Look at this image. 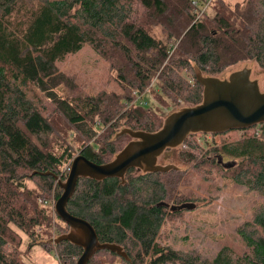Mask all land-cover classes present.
<instances>
[{"label": "trees", "instance_id": "obj_1", "mask_svg": "<svg viewBox=\"0 0 264 264\" xmlns=\"http://www.w3.org/2000/svg\"><path fill=\"white\" fill-rule=\"evenodd\" d=\"M241 1L0 0V264H23L19 233L27 236L28 251L49 242L39 232L50 223L39 201L58 191L56 202L61 193L54 176L64 181L74 158L64 141L68 128L86 140L78 152L103 164L126 145L116 136L121 127L159 130L154 109L138 101L144 94L195 106L202 100L195 68L214 77L253 61L264 70V0ZM155 26L162 38L151 33ZM86 46L109 63L119 93L86 94L60 70ZM251 129L256 132L204 150L191 141V155L180 153L190 171L208 168L210 178L223 177L259 196L263 204L237 229L243 253L224 246L208 260L161 245L167 218L196 209L194 197L178 189L187 170L134 180L130 169L125 182L79 179L66 205L93 227L101 244L121 247L129 259L102 250L87 264H98L100 255L125 264H264V124L237 131ZM30 178L39 181V192L28 188ZM160 200L172 204L158 205ZM55 247L61 264H76L81 255L65 241Z\"/></svg>", "mask_w": 264, "mask_h": 264}, {"label": "rangeland", "instance_id": "obj_2", "mask_svg": "<svg viewBox=\"0 0 264 264\" xmlns=\"http://www.w3.org/2000/svg\"><path fill=\"white\" fill-rule=\"evenodd\" d=\"M224 1L231 5L242 2L241 0ZM204 11L211 15L209 7H205ZM150 30L156 37H163L160 27L155 26ZM244 68L251 70V79L257 80L260 90L264 91V70L253 61L239 62L226 68L222 73L214 77L225 79L230 73ZM60 70L72 78L77 88L86 94H97L102 90L120 92L117 79H115L114 72L111 71L109 63L101 59L88 46L77 54L68 57L66 62L60 66ZM195 71L196 68L194 69ZM146 91L148 92V90ZM149 93L144 94L138 101L144 102L145 100L147 107L154 109L160 128L164 119L169 114L181 108L192 106V104L186 103L185 100L178 102L177 100L166 99L165 103H160L156 96H152ZM147 94L149 96H146ZM68 130L64 141L71 145L72 155L75 157L79 153L78 148L86 140L76 133L74 128L70 127ZM99 132L101 131L98 130ZM254 132L256 130L251 129L246 132L232 130L220 135L206 134L203 136L202 134H192L189 135L192 138L188 136L180 146L174 148L175 160H173V163L179 166L181 171L187 170V175H185L186 180L183 185L178 186V189L184 192L185 195L194 197L196 209L167 218L158 234V242L161 245L170 247L181 253H198L202 258L208 260L212 259L218 250L224 246L231 248L234 253H243L244 245L237 234V229L251 217L258 205L263 204L259 196L246 187H238L232 184L223 177L210 178V173L206 171L208 168H205V171L202 172L203 174L198 173L194 169L190 171L192 164L189 162V164L185 163L180 153L182 151H190L188 143L191 141H195L204 147V150L214 143L222 144V142L227 140L240 138L244 134L251 135ZM121 138L120 143L122 146L131 140L127 135H123ZM109 139H113V137H109ZM189 154L191 155L190 152ZM134 174L136 172L133 171V174H131L132 178H134ZM37 183H39L37 179L30 178L27 181L28 188L39 192V185ZM57 194L58 191L43 193L40 198L44 200L39 201V204L41 202L42 206L47 209V214L50 218V223H46L39 232L44 236L43 242L47 240L49 242L30 247L28 251V238L19 233L23 240L20 248V258L23 264H61L56 257L59 255L60 249L59 247H55L52 241L58 236L67 233L68 227L54 214L55 196ZM164 202L168 203L166 200ZM168 204L170 206L172 203ZM98 258L96 257L98 264H125L107 255H100L101 259Z\"/></svg>", "mask_w": 264, "mask_h": 264}, {"label": "water", "instance_id": "obj_3", "mask_svg": "<svg viewBox=\"0 0 264 264\" xmlns=\"http://www.w3.org/2000/svg\"><path fill=\"white\" fill-rule=\"evenodd\" d=\"M251 74L250 69L244 68L220 79L204 76L196 70V81L202 86L199 104L172 112L164 119L161 128L153 133L121 129L116 136L127 135L131 140L106 163L96 164L77 154L70 163L64 181L54 176L61 189L54 205V214L68 227L67 233L53 240L54 244L65 241L80 248L81 255L76 264H87L102 250L129 261L121 247L101 244L87 221L67 212L66 205L75 192L78 180L118 178L123 182L130 169H139L144 173L168 172L174 167H157V157L167 149L180 146L189 135H220L264 124V91L260 90L257 80L251 79ZM193 207L188 205V209Z\"/></svg>", "mask_w": 264, "mask_h": 264}, {"label": "flooded vegetation", "instance_id": "obj_4", "mask_svg": "<svg viewBox=\"0 0 264 264\" xmlns=\"http://www.w3.org/2000/svg\"><path fill=\"white\" fill-rule=\"evenodd\" d=\"M189 137H192V136H189ZM173 151H174V149H167L159 157H157L156 166L157 167H163V168L164 167H170V166H172L176 170L180 169L179 166H177L175 163H173V160H175L174 159L175 156H174V152ZM173 169H171V170H173ZM132 170L134 172H136V174H134V176H133L134 177L133 178L134 180H137L138 178H141V177H143L145 175L150 176V175L157 174V173H166V172H159V171L144 173V172H142L139 169H132ZM126 174L124 176V181L123 182H125ZM159 202L160 203L158 205H162L164 207L165 206L169 207V205H167V203L164 204V201L160 200Z\"/></svg>", "mask_w": 264, "mask_h": 264}]
</instances>
